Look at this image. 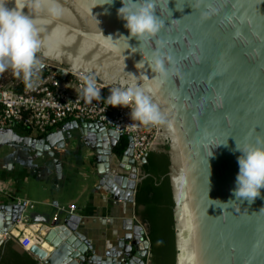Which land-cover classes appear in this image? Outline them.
<instances>
[{"label":"water","instance_id":"95a60500","mask_svg":"<svg viewBox=\"0 0 264 264\" xmlns=\"http://www.w3.org/2000/svg\"><path fill=\"white\" fill-rule=\"evenodd\" d=\"M58 3L62 14L51 23H45V11L35 16L47 44L37 54L38 70L47 66L61 80L87 76L104 89L114 77L128 79L131 72L141 83L150 80L154 101L167 113V123L155 126L146 149L168 158L174 264H192L193 255L196 264H264V188L251 202L233 195L240 154L235 141L264 138V0H154L163 26L141 42L128 37L117 16L120 0ZM8 7H14L12 0ZM47 49L50 56L43 55ZM155 52L170 55L179 74L161 79L146 61L136 65ZM14 130L0 133L13 135ZM73 132L90 150L108 197L133 199L137 184L148 176L141 168L147 153L134 164L130 137L117 153L118 133L99 122L73 121L44 136L26 132L22 144L29 142L37 155L45 151L51 157L49 149H63ZM21 211L13 203L0 205V235L14 227ZM47 222L46 216L42 224ZM126 223L130 229L131 220ZM136 227V240L121 236L110 244L86 236L79 217L65 215L43 236L51 250L33 245L28 254L36 264H150L149 240ZM13 249L27 253L16 243Z\"/></svg>","mask_w":264,"mask_h":264},{"label":"clouds","instance_id":"9594fccd","mask_svg":"<svg viewBox=\"0 0 264 264\" xmlns=\"http://www.w3.org/2000/svg\"><path fill=\"white\" fill-rule=\"evenodd\" d=\"M8 3L9 0H0V71L11 68L17 76H22L31 84L40 67L37 54L42 48H47L46 40L41 38L44 29L38 26L35 16L45 11L48 17L45 23H51L62 14V9L58 0H12L14 7H8ZM104 3L111 4L112 0H104ZM120 3L121 6L116 10L117 16L124 21L123 26L128 30L129 38L134 37L141 42L142 38L152 37L160 31L163 21L154 14V0H120ZM24 8L28 9L27 14L22 12ZM131 51L135 52L137 48ZM43 55L50 56L51 49L44 51ZM142 58L136 65L143 66L146 61L154 76L165 79L179 74L170 55L155 52L148 59ZM128 73V79L114 77L111 86H104L109 91L104 98H101L95 80L83 77L81 98L87 103L103 99L106 105L128 107L130 119L146 127L166 124L167 113L154 101L156 89L150 80L141 83L137 75ZM234 150L240 154L236 158L238 172L233 195L251 202L264 188V138L258 137L254 143L237 144L235 141ZM192 264H196L195 255Z\"/></svg>","mask_w":264,"mask_h":264},{"label":"built area","instance_id":"2783aa9c","mask_svg":"<svg viewBox=\"0 0 264 264\" xmlns=\"http://www.w3.org/2000/svg\"><path fill=\"white\" fill-rule=\"evenodd\" d=\"M6 72L13 74L14 70L7 68ZM82 87L83 80L77 76L66 75L65 79L61 80L59 74L50 71L47 66L36 71L31 84L22 76L9 77L0 71V129L21 127L26 131L28 129L31 135L44 136L59 129L65 123L99 122L118 133L119 137H130L131 159L134 164L139 162L142 153L148 152L146 147L153 138L155 126L146 127L132 121L128 107L106 105L103 99L91 103L85 102L80 95ZM99 93L101 98H104L109 91L100 88ZM0 190H2L1 186ZM11 203L21 206L20 218L10 231L0 235V241L11 239L21 249H26L27 253L33 245L43 248L45 232L58 222L61 213L68 216L76 209L73 204L67 208L57 207L52 216L48 217L47 224H35V226L29 223L34 202L28 198L15 196ZM133 220L141 227L143 238H147L144 235L143 223L137 221L135 217ZM15 228L21 229L19 237L13 234ZM41 229H44L43 234H40Z\"/></svg>","mask_w":264,"mask_h":264},{"label":"crops","instance_id":"0c3cea01","mask_svg":"<svg viewBox=\"0 0 264 264\" xmlns=\"http://www.w3.org/2000/svg\"><path fill=\"white\" fill-rule=\"evenodd\" d=\"M16 134L15 130L13 135L0 133V146L6 144L13 147L12 143L19 141L13 138ZM68 146L69 142L67 144L66 141L63 149L51 148L49 151H57V154L63 153ZM34 156L42 157L43 154H34ZM72 156L77 158L80 155L77 150H74ZM118 159L121 160V158ZM57 161L59 163L58 158ZM121 162L125 163L122 160ZM25 163H29L28 166ZM21 164L25 170L23 174L15 169L13 161L0 157V186L2 187V190H0V205L11 203L15 196L28 198L35 204L34 209L30 213L29 223L35 225L42 224L46 216L51 217L57 207L67 208L73 204L76 206L73 214L79 217L81 229L86 236H90L93 239H98V237L105 238V240L111 242L110 244H116L117 239L121 236H124L126 240L131 239L130 241L138 238L137 224L133 220V217H135L134 194L133 199H131L130 195L126 199L123 197L116 201L108 197L104 186H100L98 183L94 164L91 166L90 172L95 174V178L88 182L75 184L70 179V172L63 169L61 161L59 170L55 173L60 180L54 181L53 177L50 184L49 179L52 171H45L44 167H39L35 163L27 162V160H22ZM117 164L119 165L120 163L115 159L114 165L116 166ZM114 165L112 164V168L115 167ZM126 168L129 170V166H126ZM43 172L45 176L40 177L39 175ZM29 177L37 180L42 179V182L37 183L32 189L24 188L23 183L27 182ZM50 188L55 190L51 194L49 193ZM66 192L68 195L65 194ZM63 217L65 215L61 213L58 221ZM136 219L139 221L138 218ZM128 220H131L132 223L130 229H128V224L126 223Z\"/></svg>","mask_w":264,"mask_h":264},{"label":"trees","instance_id":"16d2710c","mask_svg":"<svg viewBox=\"0 0 264 264\" xmlns=\"http://www.w3.org/2000/svg\"><path fill=\"white\" fill-rule=\"evenodd\" d=\"M126 146L127 137L122 136L114 152L122 153ZM167 167L166 154L148 151L146 162L141 167L148 176L137 184L134 194L135 217L145 225L150 243V264H174L172 201ZM13 245L11 240L0 245V264H36L27 253L15 251Z\"/></svg>","mask_w":264,"mask_h":264},{"label":"rangeland","instance_id":"374dc122","mask_svg":"<svg viewBox=\"0 0 264 264\" xmlns=\"http://www.w3.org/2000/svg\"><path fill=\"white\" fill-rule=\"evenodd\" d=\"M7 68L2 70L1 72L5 76H11V75H16L15 72L13 74L6 72ZM17 76V75H16ZM8 79V78H7ZM6 79V81H7ZM73 137L68 140L69 146L66 149L65 152L63 153H58L55 157V161L52 160V158L48 155H43L42 157H35L34 153L31 152L30 150H27V153H19L14 147L7 146L6 144L0 146V157H5L8 158L9 160L14 162V167L19 171V173L23 174L24 173V166L21 164L22 160H27V162H32L38 165L39 167H44L45 171H52L51 177L49 179V184L52 182V178L54 177V181L60 180L57 178V172L55 170V167L58 166L59 168V163L61 161V165L63 166V169L65 171L70 172V179L72 182L78 183V182H88L91 179L95 178V174L93 172H90V168L93 165L92 162V154L90 150L83 146V144L80 142L79 138L77 135L73 132ZM74 150H77L79 152V157H74L72 156V153ZM18 156V157H17ZM18 158V159H17ZM57 158L59 159V163L57 161ZM27 166L29 163H25ZM43 169V168H41ZM54 171V174H53ZM40 177H44L45 173L43 172ZM42 182V179H32L29 177L27 182L23 183L24 188L27 189H32L34 188L33 186H36L37 183ZM1 183V182H0ZM27 184V185H25ZM26 186V187H25ZM55 190L54 189H49V193H53ZM68 195V193H65ZM5 202V200H4ZM38 206V205H37ZM134 222H136L134 220Z\"/></svg>","mask_w":264,"mask_h":264},{"label":"flooded vegetation","instance_id":"af4514ba","mask_svg":"<svg viewBox=\"0 0 264 264\" xmlns=\"http://www.w3.org/2000/svg\"><path fill=\"white\" fill-rule=\"evenodd\" d=\"M15 131H16V133H17L16 135H17L18 137H20V139H19L18 142H14V143H12L14 149H16L17 151H19V153H23V154H24V153H27V150H30L31 152H33L34 154H36L34 150L30 149V147H29V146H30L29 142H26V143L22 144V137H24V134H25L27 131H26L25 129L21 128V127H16V128H15ZM25 131H26V132H25ZM28 135H31V133L28 132ZM31 136H38V135H31ZM67 144H68V142H67ZM28 145H29V146H28ZM50 152H52V156H51L52 160L55 161L56 159H55L54 156L57 155V151H50ZM40 154L48 155L47 152H45V151H41Z\"/></svg>","mask_w":264,"mask_h":264},{"label":"bare ground","instance_id":"6f19581e","mask_svg":"<svg viewBox=\"0 0 264 264\" xmlns=\"http://www.w3.org/2000/svg\"><path fill=\"white\" fill-rule=\"evenodd\" d=\"M21 229L20 228H15L14 230H13V234L15 235V236H20L19 234V231H20ZM44 233V229H41V231H40V234H43ZM42 247L44 248V249H46V250H50L51 248L47 245V244H45V243H43V245H42Z\"/></svg>","mask_w":264,"mask_h":264}]
</instances>
